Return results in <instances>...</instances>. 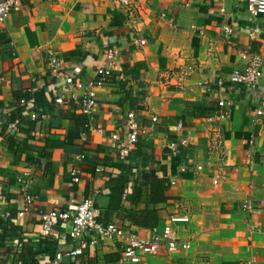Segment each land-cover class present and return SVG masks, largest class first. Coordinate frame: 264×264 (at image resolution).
<instances>
[{"label": "crops", "instance_id": "0c3cea01", "mask_svg": "<svg viewBox=\"0 0 264 264\" xmlns=\"http://www.w3.org/2000/svg\"><path fill=\"white\" fill-rule=\"evenodd\" d=\"M131 1L127 8L113 0H20L21 10L0 23V204L18 216L24 202L17 177L25 171L33 177L35 198L26 216L0 220V264H116L123 243L103 241L55 263L59 252L75 246L69 226L60 223L51 237L42 234V212L73 210L91 197L103 222L141 237L165 227L173 215L190 218L174 225L180 239L191 241L190 250L163 248L130 264H264V204L253 213L242 208L264 201V77L254 91L217 85L244 68L243 52L264 58V15L252 17L246 0ZM226 28L234 29L229 40ZM142 40L146 45H139ZM112 46L121 56L108 69L109 84L98 90L94 118L73 104H54L58 88L49 58L61 57L65 71L88 83ZM30 97L47 118L30 134L23 131L32 121L17 118L20 132L14 135L10 117ZM220 100L231 103L226 121L215 119L223 111ZM130 112L142 132L123 163L111 135L125 133ZM219 127L224 157L209 150ZM9 137L31 147L18 162ZM184 139L189 145L172 158L170 143ZM46 141L58 145L47 148ZM74 168L82 170L79 184L70 174ZM152 175L169 180L167 201L152 202ZM136 187L141 191L135 197ZM146 211L158 214L153 228L130 218Z\"/></svg>", "mask_w": 264, "mask_h": 264}, {"label": "built area", "instance_id": "2783aa9c", "mask_svg": "<svg viewBox=\"0 0 264 264\" xmlns=\"http://www.w3.org/2000/svg\"><path fill=\"white\" fill-rule=\"evenodd\" d=\"M121 6L131 8L133 1L131 0H113ZM249 14L257 18L264 15V0H246ZM21 10L20 0H0V23H5L7 18L13 13ZM222 12H225L222 9ZM226 38L229 40L234 34V29L226 28ZM140 46L146 45V41H139ZM121 51L117 46H112L105 51L106 61L97 68V77L89 81L83 82L76 78L73 74L65 71V61L58 56L52 55L49 58V66L52 75L57 81L58 93L53 100L56 105H75L78 110L89 120L94 118L97 111V93L101 88L109 84L108 69L117 67L118 59ZM242 59L246 65L242 69L233 70L228 77L221 78L217 85L224 87L226 84L243 86L249 91L256 90L264 77V58L259 53L245 51L242 53ZM3 78L0 74V82ZM205 84H208L207 82ZM231 103L226 100L219 101V107L223 109L215 119L226 121L230 115L226 107ZM24 111V115L37 124L42 123L47 118L45 109L37 104L34 97L23 98L19 103ZM135 112L127 114V125L124 134L120 131L112 133V147L116 151L117 156L123 163L128 162L130 154L136 149L139 143V136L142 132V126L136 119ZM262 111H258L257 115H262ZM213 120V119H211ZM154 123L158 122V118L153 119ZM182 127V124H180ZM10 129L14 135L20 132V120L10 124ZM99 132H103L99 128ZM253 143V142H252ZM210 155L217 154L220 157L225 155V139L222 129L219 127L210 135ZM189 145L187 139L180 142H171L169 145V155L172 158H180L183 148ZM85 158L84 156L81 157ZM221 173V172H220ZM72 180L75 184H79L82 180V170L80 168L71 169ZM33 183V177L28 172H23L17 177V184L23 193V209L18 216L13 217V213L0 204V220L15 221L16 218L26 216L30 212L35 198L30 193ZM264 204L263 200L257 202H247L242 208L247 212H256ZM42 234L45 237L53 235V229L60 223L69 226V236L75 245L66 252H59L56 255L55 263H58L63 257H78L84 254L89 247H97L103 241H111L113 243H123L124 248L121 258L116 264H130L137 261L140 254L153 255L163 248L169 253L178 251H188L191 249V241H185L177 236L174 225L186 224L190 222V218L186 215H173L170 223L162 229H154L151 234L141 237L139 234L125 229L123 226L115 222H103L101 220L100 209L96 205L94 198H85L79 201L73 210L52 209L41 213Z\"/></svg>", "mask_w": 264, "mask_h": 264}, {"label": "trees", "instance_id": "16d2710c", "mask_svg": "<svg viewBox=\"0 0 264 264\" xmlns=\"http://www.w3.org/2000/svg\"><path fill=\"white\" fill-rule=\"evenodd\" d=\"M37 104H38V101H37ZM22 117H24V111L23 109H18L17 112L12 117H10L9 121L14 122L17 118L19 119ZM35 123L36 122L32 121L29 127V130L27 131L24 130L23 132L30 134L31 130L35 127ZM8 141H9V146L12 149H15L17 162L20 161L31 150L28 140H25L23 142H18L15 137H9ZM57 145L58 144L55 142L46 141L47 148H50V147L54 148V147H57ZM163 172L166 174L165 170ZM150 185H151V190H152L151 200L153 203L159 204L160 202L167 201L168 197L166 193L170 189V182L168 179H166L165 177L157 178L154 175H152V180H151ZM140 191H141L140 188H137V187L135 188V193H136L135 197L140 195ZM117 194L122 195L123 190L118 191ZM130 216H131L130 218L132 222L139 223L145 228H153L159 222V217H158V214H156V211L143 212L141 213L140 218L136 214L130 215Z\"/></svg>", "mask_w": 264, "mask_h": 264}]
</instances>
